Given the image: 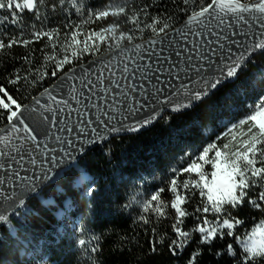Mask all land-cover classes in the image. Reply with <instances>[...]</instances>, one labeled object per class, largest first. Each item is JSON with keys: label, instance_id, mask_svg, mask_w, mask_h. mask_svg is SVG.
I'll list each match as a JSON object with an SVG mask.
<instances>
[{"label": "trees", "instance_id": "obj_1", "mask_svg": "<svg viewBox=\"0 0 264 264\" xmlns=\"http://www.w3.org/2000/svg\"><path fill=\"white\" fill-rule=\"evenodd\" d=\"M75 2L76 7H73V0H44L39 6V20L25 10L17 13L18 25L8 21L0 25V39L5 43L12 37H20L21 33L23 39L31 40L34 31L59 29V36H54L51 42L44 37L27 47L14 45L0 50V85L22 105L53 84L61 73L117 48L115 40L97 41L99 51L93 48L78 52V58L73 57L71 63L64 65L63 72L53 77L51 72L56 61L66 54L62 46L65 33L72 26L81 25V30L87 32L117 24L116 35L131 32L134 36L131 42H135L155 36L151 29L144 27L152 23L153 17H159L161 24L168 23L173 29L211 0H189L187 4L184 0ZM109 7H125L129 16L139 13L144 31H138L124 15L83 23L92 13ZM143 8L147 9V15L140 11ZM5 16L11 20L7 9L0 10V19ZM80 39L83 41L84 37ZM131 42L121 40L119 43L123 46ZM71 51L72 48H68L67 54L70 55ZM26 56L29 63L24 60ZM45 71L48 75L40 79L39 73ZM18 73L27 80L9 83ZM261 100H264V55L258 54L238 77L193 109L178 114L165 113L155 125L140 133L115 137L104 145L93 147L57 183L45 187L41 194L43 199L41 195L31 198L10 222L0 228V264H193V256L196 257L194 264H240L228 253L227 247L231 245L242 258L241 241L264 242V234H256L257 228H264V211L252 207L246 198L236 208L225 204L220 214L198 212V208H203L205 198L196 189L182 188L185 181L198 178L197 174L182 170L210 145L223 147L229 144L232 135L245 132L247 126L241 125V121L254 113ZM6 123L4 116H0V127ZM211 170V165L204 166L205 172ZM80 177L82 180L78 181ZM173 179L177 180L178 191L186 196L182 207L187 214L178 226L189 233L188 243L176 254L169 247L176 239L172 228L176 222L175 210L171 208ZM77 181L78 186L75 185ZM161 189L165 215L159 216L151 209L145 212L147 201ZM257 191L256 188L250 189L249 196L255 199ZM67 197L70 203L65 206ZM59 209L70 210L69 218L76 222L75 228L59 218L63 212L57 214ZM218 216L221 221L235 217L243 223L236 226L231 236L225 228L223 235L218 233L210 243H201V233L195 229L205 218L209 221L207 227L215 226ZM61 224L65 226L64 231L59 230ZM81 239L85 240L84 245H80ZM94 247L98 251L92 252ZM257 264H264V259H259Z\"/></svg>", "mask_w": 264, "mask_h": 264}, {"label": "snow or ice", "instance_id": "obj_2", "mask_svg": "<svg viewBox=\"0 0 264 264\" xmlns=\"http://www.w3.org/2000/svg\"><path fill=\"white\" fill-rule=\"evenodd\" d=\"M188 2L189 0H184L185 4ZM43 3L44 0H0V10L7 9L11 14V20L9 21L8 16H5L0 19V25L5 21L18 25L20 18L17 13H23L25 10L35 14L39 20V6ZM73 7H76L75 0ZM217 8L221 10L227 8L232 14L231 20L221 16ZM140 11L147 15L146 8ZM245 13L248 14V18L245 17ZM121 15L126 16L138 31L141 33L144 31L140 26L139 13L134 12L129 16L125 7H109L92 13L83 23L86 25L109 16ZM193 21L200 26L199 31H194L186 25L185 29L175 30V38H169L171 25L161 24L159 17H153L152 23L144 27L151 29L156 38L149 41L144 48L136 45L130 50L121 49L124 55L128 51L134 52L135 55L128 57V62L123 63L118 69L120 76H116L115 71L112 70V61L101 62L98 74L95 70L87 68H82L80 75L75 74V68L63 72L65 64L71 63L73 57L78 58V52L90 51L93 48L99 51L97 41L115 40L116 47L120 48L121 40L131 42L134 39L131 32H119L117 36L119 28L117 24H110L100 31L87 32L81 30V25H75L65 33L66 40L62 47L66 54L56 61L51 72L53 77H56L58 72H63V77L51 89H44L41 93L43 103L41 99L33 98L34 104L29 108L18 102L7 88L0 85V116H4L7 121L6 126L0 128V200L5 204L11 201L12 208L23 207L25 203L22 198L23 191L34 190L36 180L50 178L51 168L47 165L58 164L59 158L53 154L57 151L56 147H50L49 142L54 140L56 144L72 143L65 136L58 135V132L71 134L78 130L80 133H86L91 127L96 135L87 143H96L98 140L102 141L104 137L97 132L96 127H92L93 124L103 128L105 133L118 132L121 128L116 127L113 121H117L118 117L127 120L128 117L123 115L124 112L132 114L145 106L151 107L152 112L143 120L132 125H121L128 131H139L157 119L158 111L153 106V102L156 105H171L177 112L191 108L197 102L215 95L224 86L225 81L238 77L243 71L245 62L250 63L255 54L264 55V39L246 42L248 34L235 30L236 24L250 26L251 21L252 24L259 25L260 36L264 37V0L252 4H243L240 0H211L206 7L192 14L189 23ZM240 35L245 39H235ZM54 36H59V29L34 31L31 40L23 39L21 33L20 37H12L7 43L0 39V50L12 48L14 45L27 47L44 37L51 42ZM81 36L84 37L83 41L80 39ZM89 41L92 42L91 45ZM52 47L55 49L56 44L53 43ZM234 47L236 52L233 51ZM68 48H72L70 55L67 54ZM181 48L183 51L179 50ZM173 51L178 60L174 59ZM48 58L46 55V59ZM24 60L26 63L30 62L27 56ZM105 69H108V74L105 73ZM47 75L46 71L39 73L40 79ZM186 79L192 81V86L184 83ZM21 80H27V77L18 73L14 79L9 80V83L17 84ZM105 80H108L107 84ZM174 80L181 83L173 87ZM35 82L32 81L33 84ZM163 84H167V87H163ZM65 87L67 98L61 96L58 91ZM170 88L171 92L168 91ZM166 92H168L167 96H165ZM173 97L177 99L174 100ZM70 100L77 106L73 107ZM58 116L64 118L58 119ZM73 116L78 119L70 120ZM241 125L247 126L245 132L232 135L229 144L223 147L210 145L182 170L184 173L197 174L198 178L185 181L182 188L189 191L196 189L200 196L205 198L206 202L202 209H197L198 212L220 214L225 204L236 208L242 205L246 198L252 207L264 211L262 208L264 205V100H261L247 120L241 121ZM41 136L43 140L40 139ZM59 151L64 156L69 155L63 148ZM210 152H214V155L210 156ZM205 165H211L212 170L205 172ZM178 188L177 180L173 179L171 191L174 198L171 208L176 213V222L172 225L176 239L169 245L173 254L186 246L189 237V233L178 226L182 224V218L187 214L182 207L186 203V196L178 191ZM252 188L258 189L255 199L249 196V190ZM16 189L20 191L17 192ZM161 192L163 189L151 196L144 206L145 212L151 209L159 216L165 215L166 206L161 200ZM8 220V215H0V222ZM242 223L243 221L235 217L223 218L221 221L218 216L215 226L207 227L209 221L205 218L203 224L198 225L195 230L201 233V243H210L218 233L223 235L225 228L229 230L228 235H233L236 226ZM260 232L264 234V228L260 229ZM79 243L84 245L85 240L81 239ZM241 243L244 250L242 258L231 245L227 247L228 253L236 257L240 264H257L259 259H264V242L257 244L241 241ZM91 251L96 252L98 249L94 247ZM191 259L194 264L196 257L193 256Z\"/></svg>", "mask_w": 264, "mask_h": 264}, {"label": "water", "instance_id": "obj_3", "mask_svg": "<svg viewBox=\"0 0 264 264\" xmlns=\"http://www.w3.org/2000/svg\"><path fill=\"white\" fill-rule=\"evenodd\" d=\"M240 2L243 4H252V3L258 2V0H250V2H244V1L240 0ZM217 12L221 16L225 17L226 19L229 17L228 19L231 20L232 14L228 11L227 8H224L223 10L217 8ZM192 14H190L189 17H187L186 19H184L183 21L178 23L176 25V27L173 28L172 31H170L169 38H175V30L185 29L186 25L191 27L194 31H199L200 26L196 22L193 21V22L189 23L190 19L192 17ZM244 15L246 18H248L247 13H245ZM257 15H260V14L257 13ZM200 19H205V18H200ZM213 23H215V21H213ZM238 28H239V31L242 33H243V31H245V33L249 32V34L247 36V42H249V41L251 42V40L253 41V39H254L253 37H255V36H256V39L257 38L258 39H264V37L260 36L261 30L259 28V25L258 24H252L251 21H250V26L244 25V24H236L235 30ZM240 37L245 39V37L242 35H240ZM155 38H156L155 36H151V37H147L146 39L131 42V44L123 45V46H120V48H116L115 50L108 51L106 53H102L100 56L94 57V58L88 60L86 63H81L78 65H75L72 68H75V74L76 75L81 74L82 68L95 70V72L98 74L100 67H101V62L107 63L108 61H112V64H111L112 70L115 71L116 76H120V72L118 71V69L122 66L123 63L128 62V57L135 55V53L131 52V51H128L127 54L124 55L121 53V49H129L130 50V49H133L136 45H140L141 48H144V47H147L149 41H151L152 39H155ZM237 40H242V39H237ZM179 50L183 51L182 48ZM174 51H173V56H174ZM256 55H258V54H255L254 56H256ZM174 59L178 60L179 58L174 56ZM247 63L248 62H245L243 68L247 65ZM68 71L69 70H67L65 72H68ZM208 71H212V69H208ZM105 73L108 74V69H105ZM69 74L71 75V73H69ZM157 75H160V74H157ZM61 77H63V73H61V75L57 78V80L53 84H51L50 86H48L46 88L51 89L54 85H56L58 83V81L61 79ZM161 78L163 79V77H161ZM197 79H199V78L197 77ZM227 82H230V81H225V84ZM107 83H108V80H105V84H107ZM179 83H181V82L174 80L173 81V87L179 85ZM184 83H188L189 86H192L191 80L186 79L184 81ZM162 86L167 87V84H163ZM46 88H44V89H46ZM44 89H42V92L44 91ZM58 91H60L61 96L67 98V88L66 87L62 88V89H58ZM168 91L171 92V88ZM42 92H40L38 95L32 97L24 105L31 108L34 104L33 98L41 99V102L43 103L44 100L41 97ZM167 95H168V92L165 93V96H167ZM161 99H164V97H161ZM173 99L176 100L177 98L173 97ZM205 99H207V98H205ZM69 102L72 104L73 107L77 106L73 101L70 100ZM141 103H143V101H141ZM200 103L201 102H197L193 107H195L196 105H198ZM153 106L156 107V109L158 111L157 119L152 124L147 125V126L141 128L139 131H136V132L128 131V130H126V127H122L121 125L122 124L125 126L132 125V124L136 123L137 121L143 120L149 113L152 112L153 109L151 107L145 106L140 111H138L136 113H132V114L124 112L123 115L128 117L127 120H123L122 117H118L117 121H113V123L115 124L116 127L121 128V130L118 132H107V133H105L103 128L97 127L95 124H93L92 127H96L97 132L101 133V135H103V137H104V139L102 141L98 140L96 143H87L88 140L92 139L96 135L95 133L92 132L91 127L88 129V131L86 133H80L78 130L73 131L71 134H68L66 132L65 133H59L58 132L57 133L58 135L65 136L67 138V140L72 141V143L71 144H56V142L54 140L49 142L50 147L55 146L57 149V151L53 154L59 158V163L54 164V165L53 164L47 165V167L51 168V173H50L49 179H39V181L35 183V189L34 190H32V191L28 190V191L23 192L22 198L25 201L23 207H16V208H12L11 206L8 207V209L6 210L4 215H8L9 220L7 222H0V228L3 225L10 222L16 216V213L19 210L23 209L30 202L31 198L40 196L42 194L43 190L45 189V187L57 183L60 180V178L63 176V174L66 171L70 170L72 167H74V163L80 161V159L84 155H86L89 152V150H91L93 147L98 146V145H104V143L108 142L109 140H111L112 138H115V137L125 136V135H133L134 133H140L141 131H144V130L148 129L149 127L155 125L160 119L163 118V115L165 113L178 114L180 112H184V111H188V110L193 109V107H191V108L183 109V110L177 112V111L173 110V107L171 105H156L155 102H153ZM63 118L64 117L58 116V119H63ZM89 118L91 119L92 117L90 116ZM75 119H78V118L76 116H73L70 118V120H75ZM6 124L0 128H4L6 126ZM40 139L43 140V136H41ZM60 148H63L65 152L69 153V155L64 156V154L59 151ZM29 174H31V173H29ZM38 174L39 173L37 172V175Z\"/></svg>", "mask_w": 264, "mask_h": 264}, {"label": "rangeland", "instance_id": "obj_4", "mask_svg": "<svg viewBox=\"0 0 264 264\" xmlns=\"http://www.w3.org/2000/svg\"><path fill=\"white\" fill-rule=\"evenodd\" d=\"M242 1H244V2H250L249 0H242ZM198 12V11H197ZM195 13V12H194ZM83 177V176H82ZM82 177L81 178H79V180L78 181H80V180H82ZM78 181L76 182V184L75 185H77L78 186ZM43 197V196H42ZM69 197V196H68ZM66 198L65 200H64V205L65 206H68L69 205V203H70V201L68 200L69 198ZM61 211H63L62 213H61ZM61 213V215H60V217L59 218H62L63 219V221L64 222H66V224H68L71 228H75L76 227V222L74 221V220H72V219H70L69 218V213H70V210L69 209H67L66 211L64 210V209H59L58 211H57V214L58 213ZM263 227H259V228H257V230H256V234L258 233L259 235H263V234H261V232H260V229H262ZM62 229V230H61ZM59 230L60 231H64L65 230V226H64V224H61V226L59 227Z\"/></svg>", "mask_w": 264, "mask_h": 264}, {"label": "bare ground", "instance_id": "obj_5", "mask_svg": "<svg viewBox=\"0 0 264 264\" xmlns=\"http://www.w3.org/2000/svg\"><path fill=\"white\" fill-rule=\"evenodd\" d=\"M229 18V17H228ZM227 18V19H228ZM237 31H239V28L238 29H236ZM240 32V31H239ZM242 33V32H241ZM243 33H245V31H243ZM254 33V32H253ZM252 33V34H253ZM247 34H249V32H247ZM251 34V35H252ZM254 35V34H253ZM254 39H253V41H255V40H257L256 39V36L255 37H253ZM235 39H243L242 37H240V36H237V37H235ZM252 39V38H251ZM252 40H251V42H253ZM246 42H247V40H246ZM250 42V41H249ZM233 51L234 52H236V49H235V47L233 48ZM39 180H36L35 181V183L36 182H38ZM17 192H19L20 190L19 189H17L16 190ZM25 191H28V190H24L23 192H25ZM23 194V193H22ZM12 204V202L11 201H9L7 204H5L2 200H0V215H4L5 214V212H6V210L8 209V207L10 206Z\"/></svg>", "mask_w": 264, "mask_h": 264}]
</instances>
